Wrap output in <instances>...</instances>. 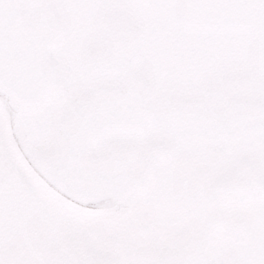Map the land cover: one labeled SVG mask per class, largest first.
<instances>
[{"label":"flooded vegetation","instance_id":"flooded-vegetation-1","mask_svg":"<svg viewBox=\"0 0 264 264\" xmlns=\"http://www.w3.org/2000/svg\"><path fill=\"white\" fill-rule=\"evenodd\" d=\"M48 1L62 27L49 56L53 79L35 103L14 107L13 139L26 155H49L84 100L104 95L113 119L106 113V132L75 155L105 166L145 161L154 173L137 193L107 200L119 225L67 253L55 246L52 264H264V87L246 88L221 50L176 33L170 9L144 0ZM121 27L130 30L129 52L121 37L110 48ZM132 89L128 130L117 113ZM8 251L0 241V264H21Z\"/></svg>","mask_w":264,"mask_h":264},{"label":"rangeland","instance_id":"rangeland-1","mask_svg":"<svg viewBox=\"0 0 264 264\" xmlns=\"http://www.w3.org/2000/svg\"><path fill=\"white\" fill-rule=\"evenodd\" d=\"M240 1L242 7L233 12L235 0H144L151 9H170L176 33L191 36L194 44H204L206 49L221 50L227 68L232 75L235 70L240 84L246 88L259 84L257 90H262L264 0ZM259 103L264 111V100ZM12 117V107L0 94V241L5 250H11L8 253L15 254L12 262L20 256L21 264L26 259L27 264H52L55 257L49 254L56 253L55 246L61 244L67 253L79 245L95 243L109 225H119L121 214L111 201L92 209L82 207L30 174L33 157L27 155L28 162L24 160L18 144L13 147L7 138Z\"/></svg>","mask_w":264,"mask_h":264},{"label":"water","instance_id":"water-1","mask_svg":"<svg viewBox=\"0 0 264 264\" xmlns=\"http://www.w3.org/2000/svg\"><path fill=\"white\" fill-rule=\"evenodd\" d=\"M26 3L27 0H0V93L19 106L30 105L41 96L44 87L36 83L52 79L49 54L61 38V28L47 0H33L19 14ZM94 113L85 103L78 118L71 121L62 147L36 158L34 167L51 185L73 199L98 202L125 198L148 185L153 172L143 162L105 166L109 162L74 157L73 153L79 150L74 143H91L104 133L106 113L112 119L110 114L115 111L102 102L95 106ZM123 115L128 117L127 127L132 129L133 109L128 107Z\"/></svg>","mask_w":264,"mask_h":264}]
</instances>
